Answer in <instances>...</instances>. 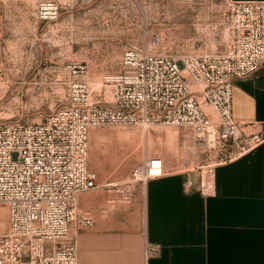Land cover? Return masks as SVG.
<instances>
[{
  "label": "built area",
  "instance_id": "1",
  "mask_svg": "<svg viewBox=\"0 0 264 264\" xmlns=\"http://www.w3.org/2000/svg\"><path fill=\"white\" fill-rule=\"evenodd\" d=\"M228 6L224 52L178 57L127 50L123 72L105 79L109 104L90 94L80 97L79 88L91 91L81 81L69 104L43 123L0 124V215L6 212L8 222L0 233V264H79L75 231L92 222H76L73 207L81 194L99 187L89 163L93 129L161 126L192 132L223 154L219 163L200 168L198 182L185 181L188 192L196 188L204 197L215 194L219 164L264 141L242 136L232 111L235 82L264 69V2L228 0ZM35 7L38 20L52 21L60 0H35ZM163 170L162 160L152 159L135 176L151 179Z\"/></svg>",
  "mask_w": 264,
  "mask_h": 264
},
{
  "label": "rangeland",
  "instance_id": "2",
  "mask_svg": "<svg viewBox=\"0 0 264 264\" xmlns=\"http://www.w3.org/2000/svg\"><path fill=\"white\" fill-rule=\"evenodd\" d=\"M229 18L228 0H60L57 19L41 22L35 0H0L6 32L0 40V124L43 123L69 104L81 81L91 91L79 88L80 97L90 94L109 104L105 79L123 72L127 50L178 57L222 53L229 41ZM204 108L213 115L210 107ZM221 158L209 143L183 129H93L89 163L99 187L81 194L73 207L76 222L80 217L92 222L75 231L79 254L91 249L98 235L144 234L150 179L135 173L148 161L162 160L172 172L198 173ZM7 226L5 212L0 233Z\"/></svg>",
  "mask_w": 264,
  "mask_h": 264
},
{
  "label": "crops",
  "instance_id": "3",
  "mask_svg": "<svg viewBox=\"0 0 264 264\" xmlns=\"http://www.w3.org/2000/svg\"><path fill=\"white\" fill-rule=\"evenodd\" d=\"M5 33L0 23L1 41ZM232 111L242 136L264 137V69L235 82ZM198 178L165 164L145 187L144 234L98 235L79 264H264V141L217 166L213 196L185 189Z\"/></svg>",
  "mask_w": 264,
  "mask_h": 264
},
{
  "label": "bare ground",
  "instance_id": "4",
  "mask_svg": "<svg viewBox=\"0 0 264 264\" xmlns=\"http://www.w3.org/2000/svg\"><path fill=\"white\" fill-rule=\"evenodd\" d=\"M156 164H158V163H156Z\"/></svg>",
  "mask_w": 264,
  "mask_h": 264
}]
</instances>
